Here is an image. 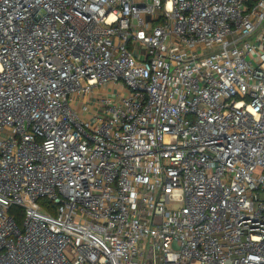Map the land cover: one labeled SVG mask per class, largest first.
Returning <instances> with one entry per match:
<instances>
[{
    "label": "built area",
    "instance_id": "2783aa9c",
    "mask_svg": "<svg viewBox=\"0 0 264 264\" xmlns=\"http://www.w3.org/2000/svg\"><path fill=\"white\" fill-rule=\"evenodd\" d=\"M0 264H264V0H0Z\"/></svg>",
    "mask_w": 264,
    "mask_h": 264
},
{
    "label": "trees",
    "instance_id": "16d2710c",
    "mask_svg": "<svg viewBox=\"0 0 264 264\" xmlns=\"http://www.w3.org/2000/svg\"><path fill=\"white\" fill-rule=\"evenodd\" d=\"M11 213H12V215L14 217H16V220L18 221V223L21 224L22 218H23L22 210H20V209H12Z\"/></svg>",
    "mask_w": 264,
    "mask_h": 264
}]
</instances>
